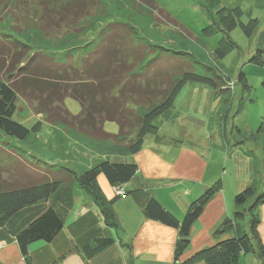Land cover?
Here are the masks:
<instances>
[{
  "label": "trees",
  "instance_id": "1",
  "mask_svg": "<svg viewBox=\"0 0 264 264\" xmlns=\"http://www.w3.org/2000/svg\"><path fill=\"white\" fill-rule=\"evenodd\" d=\"M37 2L42 9L41 32L50 35L56 31L59 38L79 33L76 25L102 10L101 0H66L54 11L48 10L49 1ZM138 2L153 12L158 11L162 21L175 23L153 0ZM228 18L225 25L231 31L236 21ZM252 24L241 28L247 38L253 33ZM62 28L65 32L61 34ZM227 44H230L228 40L222 41L214 50L216 61L223 58ZM263 53L257 51L249 62L262 65ZM196 65L190 53L173 52L145 41L129 22L109 21L76 56L71 52L62 57L34 50L13 31H0V133L24 141L31 132L40 129V122L28 129L13 121L21 99L32 104L46 124L60 125L65 131L93 141L126 147L135 155L148 137H157L153 120L173 106L183 85L207 86L218 96L228 92L231 85L227 81L216 74H198ZM238 82L245 84L242 72ZM66 99L79 105L78 115L68 112L64 105ZM106 123L116 124L117 134L105 132ZM15 151L8 145L0 146V228L15 237L23 257L27 256L31 244L50 243L62 230L64 216L73 204L74 187L90 195L101 208L105 222L113 224L97 177L101 174L111 187H121L138 171L135 164L103 161L86 172L76 173L66 167L27 160ZM217 187L196 198L181 222L152 196L145 201L143 212L150 220L178 231L174 264H237L241 254H256L264 262V248L260 247L256 233L259 220L254 215L264 203V188L251 203L252 187L235 197L239 208L247 203L248 208L234 216L236 219L252 216L250 234L240 232L234 220H227L222 229L224 232L233 229L234 237L181 260L190 244L191 228ZM112 244L110 238H99L83 247L81 253L90 258Z\"/></svg>",
  "mask_w": 264,
  "mask_h": 264
},
{
  "label": "crops",
  "instance_id": "2",
  "mask_svg": "<svg viewBox=\"0 0 264 264\" xmlns=\"http://www.w3.org/2000/svg\"><path fill=\"white\" fill-rule=\"evenodd\" d=\"M225 75L232 78L227 72ZM187 84L159 124L157 137L148 139L139 153L116 158L117 163H131L138 168L133 179L121 186L126 195L115 197L104 176L97 177L113 224L105 222L101 208L90 195L74 187L73 204L64 216L62 230L50 243L31 244L26 257L21 255L15 237L0 228V264H174L178 231L147 218L143 212L145 201L152 196L181 222L189 205L215 185L218 189L193 224L190 244L181 260L234 237L233 229L224 232L222 224L238 210L235 195L249 187L255 193L258 186L260 192L264 188V100L254 122H245L244 113L250 104L258 107L250 96L247 80L244 85L239 83V91L237 86L233 89L228 110H224L228 96ZM263 84L260 90H264ZM188 109L205 117V122L192 127L195 130H187L193 132L197 148L177 144V135L185 129L177 126V112ZM254 215L259 220L257 239L264 248V203ZM99 238H110L113 244L86 258L81 249ZM237 264L264 262L256 254H241Z\"/></svg>",
  "mask_w": 264,
  "mask_h": 264
},
{
  "label": "rangeland",
  "instance_id": "3",
  "mask_svg": "<svg viewBox=\"0 0 264 264\" xmlns=\"http://www.w3.org/2000/svg\"><path fill=\"white\" fill-rule=\"evenodd\" d=\"M47 1H49L48 10L54 11V8H58L66 0ZM153 1L176 24L162 21L158 11L153 12L147 9L138 0H101L102 10L91 14L76 25V29L80 30L79 33L59 38L56 31L50 35L41 32L39 19L42 9L40 10L41 3L37 0H0V31H13L17 33L19 39L29 44L34 50H43L54 54L55 57H62L71 52L76 56L92 42L97 32L109 21L129 22L145 41L173 52L192 54L198 63L195 66L198 74H216L227 81L231 87L224 94L229 97L224 110L230 108L233 89L237 86L236 91H239L241 88L237 77L242 72L245 80L248 81L250 96L258 105L252 108L250 104V109L244 113L245 122L253 123L257 110L264 100V90H260V85L264 81V53L262 65H255L249 61L257 51H264V0ZM228 17L236 21V27L231 31H227L225 25ZM250 24L253 26V33L247 38L241 28ZM64 32V28L59 30L61 34ZM226 40L230 44L225 45L223 58L216 61L214 50ZM225 72L232 78H227ZM207 89L213 92L212 88L207 87ZM215 94L217 95L216 92ZM17 104L18 111L14 114L13 121L28 129L40 122L41 127L36 133L31 132L24 141L0 133V146L8 145L9 149H16L15 152L27 160L35 159L50 166L66 167L76 173H82L100 162H115L116 158L132 156L126 147L110 142L93 141L82 135L65 131L60 125L46 124L44 119L35 112L34 106L25 100L19 99ZM64 105L70 114L80 113V107L76 102L66 99ZM172 107L153 120L157 130L159 124L164 122V117L171 112ZM176 118L177 126L185 128L177 135V144L187 143L197 148L198 144L192 141L193 132L190 133L187 130H195L192 127L197 128L198 122H205V117L188 109L177 112ZM242 124L243 122L239 125L240 129ZM104 131L115 135L118 128L114 123H106ZM205 135L208 136L209 133ZM147 140L143 144L144 149ZM217 170L219 171L220 167ZM258 187L251 203L260 194V187ZM247 204L244 207H238L235 214L245 211L248 208ZM235 214L232 215V220L237 225L235 227L250 234L252 216L248 214L236 219Z\"/></svg>",
  "mask_w": 264,
  "mask_h": 264
},
{
  "label": "built area",
  "instance_id": "4",
  "mask_svg": "<svg viewBox=\"0 0 264 264\" xmlns=\"http://www.w3.org/2000/svg\"><path fill=\"white\" fill-rule=\"evenodd\" d=\"M114 194L118 197H124L126 192L121 187H113Z\"/></svg>",
  "mask_w": 264,
  "mask_h": 264
}]
</instances>
